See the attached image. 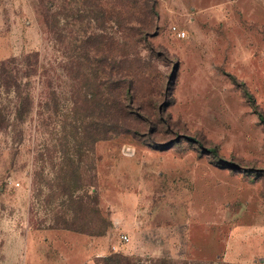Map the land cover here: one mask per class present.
I'll list each match as a JSON object with an SVG mask.
<instances>
[{
  "label": "rangeland",
  "instance_id": "374dc122",
  "mask_svg": "<svg viewBox=\"0 0 264 264\" xmlns=\"http://www.w3.org/2000/svg\"><path fill=\"white\" fill-rule=\"evenodd\" d=\"M27 54L0 264H264V0H0Z\"/></svg>",
  "mask_w": 264,
  "mask_h": 264
},
{
  "label": "trees",
  "instance_id": "16d2710c",
  "mask_svg": "<svg viewBox=\"0 0 264 264\" xmlns=\"http://www.w3.org/2000/svg\"><path fill=\"white\" fill-rule=\"evenodd\" d=\"M29 57L27 54L0 61V124L9 120L21 122L32 101L30 93L22 89L37 71L36 60H28Z\"/></svg>",
  "mask_w": 264,
  "mask_h": 264
},
{
  "label": "built area",
  "instance_id": "2783aa9c",
  "mask_svg": "<svg viewBox=\"0 0 264 264\" xmlns=\"http://www.w3.org/2000/svg\"><path fill=\"white\" fill-rule=\"evenodd\" d=\"M174 29H175V27H174ZM175 30H176L177 35H179V36H181V37L185 36V32H184V31H179V30H177V29H175ZM121 238L123 239L124 242L129 240L128 235L125 234V233H123V234L121 235Z\"/></svg>",
  "mask_w": 264,
  "mask_h": 264
}]
</instances>
